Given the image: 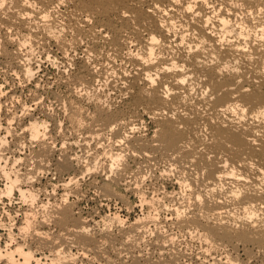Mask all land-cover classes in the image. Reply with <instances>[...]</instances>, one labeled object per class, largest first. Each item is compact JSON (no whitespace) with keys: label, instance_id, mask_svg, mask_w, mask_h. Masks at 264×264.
<instances>
[{"label":"bare ground","instance_id":"bare-ground-1","mask_svg":"<svg viewBox=\"0 0 264 264\" xmlns=\"http://www.w3.org/2000/svg\"><path fill=\"white\" fill-rule=\"evenodd\" d=\"M189 2L9 0V5L0 9V45L14 48L10 56L23 79L28 80L27 72L35 70L31 66L34 48H41L47 61L62 65L80 55L72 80L75 87L70 90L80 98L79 103L71 100L65 107L71 129L79 131V138L63 136L56 145L49 141L51 138L33 142V132L27 129L45 120L29 118L20 127L21 132H13V148L7 146L6 155L22 160L25 180V174L34 175L37 170L53 171L59 177L55 183L50 180L36 187L37 176L13 188L12 198L17 195L21 207L14 214L20 224L14 233L13 225L7 227L0 222V229L8 228L7 241L2 245L0 239V264H179L173 254L159 258L165 243L172 244L175 235L161 238L163 242L158 236L156 242L153 240L161 255L157 254L154 261L137 249V242L150 226L158 224L152 212L123 229V220L117 214L107 213L96 222L92 216L75 215L77 200L69 202L70 195H80L79 177L87 174L91 182L101 177L98 188L108 199L126 203L114 187L123 186L154 212L161 200L159 194L152 198L142 192L144 187L139 189L145 176L138 167L141 161L151 169L164 163L157 174L163 181L173 175L174 190L169 192L172 196L181 190L182 195L180 203H171L168 212L180 233L201 243L197 264H264V0H209L213 8L196 0L193 12L186 11ZM214 10L217 17L209 23ZM196 11L201 15L195 16ZM224 20L235 22L228 26L230 29L242 21L248 31L236 27L222 40ZM47 44L53 45L58 54L51 55ZM114 60L124 61L128 68L115 69ZM109 73L118 77V83L109 82ZM96 81L116 91L118 97H127L125 110L112 109L105 96L97 92ZM84 102L93 106L90 115L83 111ZM22 107L19 114L25 111ZM16 116L14 111L4 121L9 124ZM143 117L152 125L144 134L139 127ZM57 124L54 129L60 127ZM5 129L0 128L4 131L0 136L8 135ZM34 131L39 136L41 129ZM107 133L111 138L105 137ZM22 142L29 147L23 157L16 151ZM75 148L78 152L73 151ZM89 151L92 156L85 164L82 161ZM128 159L137 165L136 170L128 171ZM29 160L36 164L30 173ZM13 162L9 160V166ZM0 181L2 190L8 183L2 172ZM49 189L52 193L59 191V195L52 199L48 195L45 202L40 197ZM33 195L37 197L34 204L24 203ZM5 199L9 202V197L0 196V202ZM112 224L119 226V237L110 231ZM239 252L247 257L244 263L237 258Z\"/></svg>","mask_w":264,"mask_h":264},{"label":"rangeland","instance_id":"rangeland-1","mask_svg":"<svg viewBox=\"0 0 264 264\" xmlns=\"http://www.w3.org/2000/svg\"><path fill=\"white\" fill-rule=\"evenodd\" d=\"M0 85H3L2 88H0V93H4L3 95H0V123L4 126L3 128H9V124L6 123L5 118L7 116H11V113H14V111L16 112L17 116L11 123V129L12 134L7 135V139L9 140V146L8 147H12L13 145L12 143H14L15 139L13 137V132L19 133L20 131V127L26 123L29 118H36L37 120H45L49 123V129L47 132L48 135V139L51 138L49 141L58 144L59 140L64 138V137H77L79 138L80 134L79 131L77 132H73L75 130L71 129L70 123L68 122V111L65 109V107L69 104V102H78L79 103V97H74L73 93H70V90H74V82L72 81L75 79V75L77 74L76 70L78 71L77 68V62L79 61V57L80 55H76L75 58H73L71 61H67L65 62L63 65L62 63L60 64L59 61H56V66H52L53 65V61L48 60L46 58H44L43 53H40L41 48H34L33 52L35 54L32 53V63L31 66L33 69L38 71H33L35 72V76H33L31 78V80H26L23 79L24 77L22 76V74L19 72L18 69H16V66L14 64V60L12 59V57L10 56V52H13L12 49H14L11 46H7L6 48L3 49V47L0 45ZM51 53V55L53 54H58L56 52V50L54 49L55 47L50 44H47L46 46ZM11 48V49H10ZM46 48V49H47ZM54 49V50H53ZM8 51V54H6L3 51ZM38 52H37V51ZM52 50V51H51ZM41 52H43L41 50ZM22 53H25V50L22 49ZM6 54V55H4ZM10 57H8V56ZM34 56V57H33ZM39 57V58H38ZM77 57V58H76ZM6 59V60H5ZM11 59V60H10ZM35 61H34V60ZM39 59V60H38ZM44 59V60H43ZM37 60V61H36ZM13 61V62H12ZM52 61V62H51ZM59 62V64L57 63ZM115 62V63H114ZM52 63V64H51ZM67 63V64H66ZM70 63V64H69ZM77 63V64H76ZM118 63V64H116ZM10 64V65H9ZM113 64L115 66V69L120 70L122 69H127L128 66L124 65V61L121 60H114ZM3 65V66H2ZM119 65V66H118ZM10 66V67H9ZM41 66V67H40ZM69 66V67H68ZM123 66V67H122ZM61 67V68H60ZM99 67V66H98ZM97 67V69H99ZM126 67V68H125ZM77 68V69H76ZM65 69V70H64ZM11 70V71H10ZM44 72V73H43ZM76 72V73H75ZM14 73V74H13ZM75 73V75H74ZM21 74V75H20ZM110 74V81L107 80V82H117L118 83V77L115 74ZM117 74V73H116ZM17 77H16V76ZM70 76V77H69ZM113 76V77H112ZM116 76V77H115ZM74 77V78H73ZM109 76H106V78H108ZM18 78V79H17ZM117 78V79H116ZM69 79V80H68ZM71 79V80H70ZM115 79V80H113ZM23 82V83H22ZM108 82V83H109ZM100 82L96 81V85L97 86V92H101L100 94H103L105 96L106 99V103H108L112 109L114 110H120V108L122 110H125L126 107V103H127V97H118V94L116 91L112 90H107V87L103 86L102 83L98 84ZM39 87H38V85ZM35 88V89H34ZM72 88V89H71ZM102 88V89H101ZM68 89V90H67ZM101 89V90H100ZM4 91V92H3ZM79 92L83 94V92L81 91V89H79ZM104 92V93H103ZM107 92V93H106ZM68 94V95H67ZM80 94V95H82ZM107 94V95H106ZM13 95V96H12ZM34 95V96H33ZM55 95V96H54ZM73 95V96H72ZM5 96V97H4ZM8 96V97H6ZM12 96V97H11ZM116 96V97H115ZM71 97V98H70ZM34 98V99H33ZM41 98V99H40ZM74 98V99H73ZM79 98V99H78ZM120 98V99H119ZM11 99V100H10ZM114 99V100H113ZM6 100V101H5ZM8 100V101H7ZM16 100V101H15ZM37 100V101H36ZM53 100V101H51ZM72 100V101H71ZM78 100V101H76ZM51 101V103H50ZM69 101V102H68ZM116 101V102H115ZM11 102V103H10ZM36 105H34L35 103ZM67 102V103H66ZM115 102V103H114ZM126 102V103H125ZM89 102H84L81 104H86L82 107L83 111H85L84 113L86 115H90L91 112L93 113V106L92 104H88ZM13 104V105H12ZM65 104V105H62ZM121 104V105H120ZM6 105V106H5ZM10 105V106H9ZM26 105L27 108L24 106ZM114 105V106H113ZM116 105V106H115ZM2 106V107H1ZM6 108H5V107ZM21 106H23L22 108H25L28 111L27 115H22L19 114V111L21 109ZM30 108H29V107ZM64 106V107H63ZM92 106V107H91ZM32 107V108H31ZM48 109H47V108ZM63 107V108H62ZM115 107V108H114ZM15 108V109H14ZM49 108L52 109V111H49ZM11 109V111H10ZM45 109V110H44ZM93 110V111H92ZM46 111V112H45ZM65 111V112H64ZM88 111V112H87ZM6 112V113H5ZM31 113V114H30ZM51 114V115H49ZM64 114V115H63ZM7 115V116H6ZM46 115V116H45ZM5 116V117H4ZM51 116V117H50ZM65 116V117H64ZM3 117V118H2ZM19 117V118H18ZM18 119V120H17ZM21 120V121H20ZM58 120V121H57ZM4 121V122H2ZM22 122V123H20ZM143 122V123H142ZM19 123V124H18ZM54 123H58L57 125L60 126L57 129H54ZM69 123V124H68ZM141 124V125H140ZM139 124V127L142 129H140V132L144 133H148L145 130L149 127H151V122L147 117H143V120L141 121V123ZM19 125V126H18ZM143 125V126H142ZM6 126V127H5ZM142 126V127H141ZM16 129V130H15ZM65 129V130H64ZM68 130V131H67ZM4 131L0 130V133ZM74 133V134H73ZM79 135L77 136L76 135ZM63 134V135H62ZM72 135V136H71ZM64 136V137H63ZM107 139H109V137L111 138V134L107 133L105 136ZM14 139V140H13ZM55 140V141H54ZM77 148H75V150L73 149V151H77ZM28 151V152H27ZM72 151V150H71ZM20 153V154H19ZM18 155L21 157H23V154H28L29 153V147H25L23 149V151L19 152ZM10 155V154H8ZM7 155V156H8ZM55 157L58 158V156L56 155ZM127 162H125L127 167H130L128 170L129 172L132 170H136L137 165H135L130 159L126 160ZM143 162L141 161V163L138 165V167L141 169L140 171H142L143 176L144 177V182L142 181L141 184H139V189H141L142 187V192L144 194H146V196L148 197H152L154 198L157 194H159V197L161 201L158 200V205H155V211H157V213H154L153 210L148 209V206L141 204L138 200L137 195H134L133 193H129L127 191L124 190L123 186H114L117 187V189L120 191L121 195H123V197L125 198V202L119 201V200H115V199H111V198H107L104 195H102L100 189L98 187L101 186V177L96 178V181L91 182V176L85 174V176L83 177H79V182H78V187L80 189L79 196H74V195H70L69 196V202H73L74 200L76 201V206L75 209L78 212H75V215H79L81 214V216L83 217H88L90 218V216H92L91 218L94 219V221L98 222L100 221V219L104 216H109V215H113V214H117L119 216V218H121L123 221H121L120 224V228L126 229L128 227V225L131 222H134L137 219L143 218L145 217L144 214L147 215V213L152 212V214H154L156 217V221L157 224L156 227L154 226H150V229L148 230V233L144 234L143 237L141 238V240L139 242H137L138 245V250L140 251V254L142 256H144L145 258L148 259H152V261L156 260V258L158 257V253L157 250L155 249L154 243L157 241V236L160 237V241L163 242V240H161V238H165V236L167 235H172L174 237V241L172 244H168L165 243V248L163 251V255H159L161 257V259H165V257L172 255H175L179 261V264H197L196 262L200 261V249H201V243L199 241H196L194 238L185 235L183 233H180L176 227V225L173 224V219L170 216V213L168 212L169 209L172 208L173 206H176V203L181 201V197L179 198L180 195V191L178 192V194L176 193H172V196L170 194V192H173V188H172V182L174 181V177L173 175H171L169 177V180H161L159 178H157V176L159 175V173H161L160 170L164 169V163L159 162V164L156 165H152L153 168H148L145 163H143V165H141ZM163 164V165H162ZM145 165V166H144ZM133 166V167H132ZM151 166V167H152ZM156 166V167H155ZM18 168H20V172L22 170V167H20L19 165H17ZM135 167V168H134ZM143 169H142V168ZM156 168V169H155ZM161 168V169H160ZM149 169V170H148ZM100 171V170H99ZM145 171V173L143 172ZM148 171V174H147ZM152 171V172H150ZM159 171V172H158ZM21 172V173H22ZM53 171H49L47 173H45V175L43 176H39L37 181L34 183L36 185V187H42L41 185H45L47 183L50 182V180H52V182H57L58 180V175L55 174L53 175L52 173ZM52 173V174H51ZM158 174V175H157ZM153 175V176H152ZM51 176V177H50ZM56 176V177H55ZM58 176V177H57ZM148 177V178H147ZM64 178H68V176H64ZM112 179V177H110ZM146 178V179H145ZM155 178V179H154ZM93 179V178H92ZM39 180V182H38ZM49 181V182H48ZM170 181V182H169ZM172 181V182H171ZM91 182V183H90ZM94 182V183H93ZM1 183V181H0ZM41 183V184H40ZM148 183V184H147ZM158 183V184H157ZM154 184V185H153ZM91 185V186H90ZM100 185V186H99ZM141 185V186H140ZM152 186V188H151ZM97 187V188H96ZM162 187V188H161ZM156 188V189H155ZM164 188V189H163ZM172 188V189H171ZM87 189V190H86ZM99 189V190H98ZM149 191H148V190ZM85 190V191H84ZM98 191V192H97ZM170 191V192H169ZM51 192V195H50ZM101 192V193H100ZM157 192V193H155ZM49 193V194H48ZM142 193V194H143ZM163 193V194H161ZM182 193V192H181ZM56 194V195H55ZM180 194V195H179ZM50 196L47 197V196ZM59 195V191L52 193V191L49 189L46 195H43L40 197V199L44 200L46 202V199H52L54 196ZM84 195V196H82ZM103 197H102V196ZM134 195V196H133ZM163 195V196H162ZM165 195V196H164ZM52 196V197H51ZM154 196V197H153ZM91 197V198H90ZM157 197V196H156ZM162 197V198H161ZM176 197V199H175ZM15 198V199H14ZM79 198V199H76ZM180 199V200H179ZM92 200V201H91ZM169 200V201H168ZM176 202H175V201ZM17 201V202H15ZM74 201V203H75ZM100 201V202H99ZM134 201V202H132ZM130 202V203H129ZM160 202V203H159ZM17 203V204H16ZM122 203V204H121ZM136 203V204H135ZM138 203V204H137ZM172 203V205H171ZM178 203V204H179ZM15 204V205H14ZM128 204V205H127ZM162 206V208L159 206ZM162 204V205H161ZM165 204V205H164ZM5 205V206H4ZM83 205V206H82ZM105 205V206H104ZM124 205V206H123ZM9 206V207H8ZM78 206V207H77ZM133 206V207H132ZM167 206V207H164ZM171 206V207H169ZM160 207V208H159ZM19 208V209H18ZM20 204L18 202L17 199V195L13 196L11 203L8 202V200H3V202H0V222H5V224L7 225V227L12 226V231L14 233H17V227L18 224H20V220L18 217H16V213L20 211ZM158 208V209H157ZM168 208V209H167ZM141 209V210H140ZM166 209V210H165ZM2 210L3 213H2ZM98 210V211H97ZM147 210V211H146ZM161 210V211H160ZM8 211V212H7ZM75 211V210H74ZM94 211V212H93ZM4 212L10 214V216L12 218H14L12 221L9 217L7 218V214H5ZM97 213V214H96ZM108 213V214H107ZM164 213V214H163ZM15 214V215H14ZM43 214V213H42ZM107 214V215H106ZM166 214V215H165ZM169 216V217H168ZM138 217V218H137ZM166 218V219H164ZM171 218V219H169ZM4 219V220H3ZM9 219V220H8ZM7 223H6V221ZM134 220V221H133ZM14 222V223H12ZM16 222V223H15ZM96 222H93L92 225L97 228L96 226H98L99 228V224L97 225ZM11 223V224H10ZM128 223V225H127ZM96 224V225H94ZM117 228H115V226ZM112 224V226H110V231H112V233L114 234V236L119 237V226L116 224ZM124 225V226H122ZM127 225V226H126ZM114 226V228H113ZM122 226V227H121ZM52 227V226H50ZM171 227V228H170ZM159 228V229H158ZM112 229V230H111ZM117 229V231H116ZM119 229V230H118ZM152 229V231H151ZM157 231H156V230ZM177 229V230H176ZM0 239H1V244L3 245L6 241H7V237H6V233L8 231V228H1L0 229ZM53 233H56V228H51ZM55 230V231H54ZM164 230V231H163ZM150 231L152 232L150 235ZM168 231V232H167ZM171 231L172 234H170L169 232ZM155 232V233H154ZM158 232V233H157ZM118 233V234H117ZM154 233V234H153ZM166 233V234H165ZM175 233V234H174ZM4 234V235H3ZM117 234V235H116ZM153 234V235H152ZM181 236V237H180ZM119 239V238H118ZM132 239V238H131ZM145 239V240H144ZM193 239V240H192ZM155 242H154V241ZM195 240V241H194ZM5 241V242H4ZM150 241V242H149ZM178 241V242H177ZM143 242V243H142ZM199 242V244H198ZM116 245L118 244V241H115ZM150 244V245H149ZM178 244V245H177ZM177 245V246H176ZM200 246V247H199ZM154 247V248H153ZM173 248V249H172ZM153 249V250H152ZM172 249V250H171ZM175 249V250H174ZM184 249V250H183ZM153 251V252H152ZM143 252V253H142ZM166 252V253H165ZM169 252V253H168ZM172 252V253H171ZM185 255H184V254ZM190 253V254H189ZM197 253V254H196ZM148 254V255H147ZM158 254V255H157ZM179 254V255H178ZM239 255L237 256V258L239 259V261L241 263H244L245 261H247V257L244 254V252H239ZM147 256V257H146ZM182 256V257H181ZM196 256V257H195ZM158 258V259H159ZM189 258V259H188ZM181 261V262H180ZM195 261V262H194ZM95 262V263H94ZM89 264H98L96 261L92 262H88ZM87 263V264H88ZM199 263V262H198ZM201 263V262H200ZM248 264H258L256 263V261H252Z\"/></svg>","mask_w":264,"mask_h":264},{"label":"clouds","instance_id":"clouds-1","mask_svg":"<svg viewBox=\"0 0 264 264\" xmlns=\"http://www.w3.org/2000/svg\"><path fill=\"white\" fill-rule=\"evenodd\" d=\"M26 2V0H25ZM61 2H63V0H61ZM203 2L205 4L208 5L209 8H213V5L209 3V0H203ZM176 4H181L182 0H175ZM9 5V0H0V9L6 8ZM197 7V3L196 0H190V2L187 5V9L186 11L188 12H193V10ZM262 15H264V9H262ZM195 16H200L201 13L196 11L194 12ZM213 17H217V12L214 10L212 13V16L208 17V22L211 23L213 20ZM47 19V17H45ZM235 22L230 21V20H224L223 24H224V29L222 30L221 35V39L223 40L225 35H231V33L235 32L236 27H241L242 31L247 32V28L246 26H243V22L241 21V24L236 25L233 28H229L228 26L230 24H234ZM176 26V22H173V27L175 28ZM261 31H264V29H261ZM245 38H247L245 36ZM155 42V41H154ZM198 47V46H197ZM35 54V53H33ZM149 61H145V63H148ZM53 66H55L56 62L53 61ZM238 71V69H236ZM38 71V69H37ZM35 72L32 71H28L27 72V76L29 78V80H31V78L33 76H35ZM3 85H0V88H2ZM39 87V85H38ZM0 95H3V93H0ZM11 111V109H10ZM49 111L51 112L52 109L49 108ZM28 114V110L25 109V111L23 113H21V115H27ZM11 121H9V128L5 129V132L8 135L12 134V129H11ZM83 123L81 122L80 127H83ZM3 125H0V128H3ZM37 127H39V129H41L39 136L36 135L35 133V129H37ZM49 129V123L47 121H43L41 122L39 125H37L36 123H33L29 126V128L27 129L28 131H32L33 134L31 136V141L36 142V141H44L48 139V136L46 135V133L48 132ZM18 134V133H17ZM75 143H79V141H75ZM9 144V140L7 139V136H0V172L3 173V177L4 178H8V183L6 185V187L2 190H0V196H7L9 197V202L11 203V198L13 195V188L20 185L22 182H30L33 181L37 178V176H43L45 175V172L42 170H37L36 173L34 175H30V174H25L26 176V180L22 177V174L20 172V168L17 167V165H20V167H24V164L22 162L21 159L19 158H15V157H11V156H7V146ZM32 146H35L34 143ZM26 147L25 144H23V142L21 143V147L16 149V151H23V149ZM92 156V152L89 151L87 153V156L83 159V163L88 164L89 160L88 157ZM74 159H80V157H74ZM117 159H122V157H117ZM9 160H13L14 162L11 164V166H9ZM28 172L30 173L32 171V169L36 168V164L34 161L29 160L28 161ZM12 177H16L15 179H12ZM23 193H21V196L23 197ZM37 197L35 195H33L31 197L30 200H24V203H32L34 204L36 201ZM0 226H3L2 224H0ZM23 231V230H22Z\"/></svg>","mask_w":264,"mask_h":264}]
</instances>
